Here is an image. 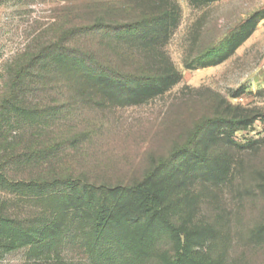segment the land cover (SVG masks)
Returning a JSON list of instances; mask_svg holds the SVG:
<instances>
[{
	"label": "rangeland",
	"instance_id": "374dc122",
	"mask_svg": "<svg viewBox=\"0 0 264 264\" xmlns=\"http://www.w3.org/2000/svg\"><path fill=\"white\" fill-rule=\"evenodd\" d=\"M166 11L173 18L151 33L149 38L159 40L144 60L174 72L172 85L133 104L104 92L83 97L92 93L82 91L79 78V48L90 40L83 27ZM255 13L260 19L252 32L225 61L199 66L203 54L224 44ZM54 46L73 63L57 62ZM31 56L36 60L18 88L42 117L32 127L14 124L10 133L0 115V153L9 145L17 154L25 144L54 148V157L33 168L50 167L60 176L106 186L133 185L152 168L175 162L160 174L162 181L173 174L174 182H182L170 214L208 229L205 250L223 264H264V244L250 237L264 220V0H0V101L10 93L4 71ZM219 116L250 119L233 135L242 149L212 144L206 133L196 148L206 153L203 167L178 171V155L192 148L195 124ZM14 200V210L24 216L50 207ZM62 255L68 264L88 263L79 247ZM43 262L29 247L0 249V264Z\"/></svg>",
	"mask_w": 264,
	"mask_h": 264
},
{
	"label": "trees",
	"instance_id": "16d2710c",
	"mask_svg": "<svg viewBox=\"0 0 264 264\" xmlns=\"http://www.w3.org/2000/svg\"><path fill=\"white\" fill-rule=\"evenodd\" d=\"M141 15L140 19L128 22L98 21L83 27L84 36L90 40L79 48V78L82 91L92 92L83 97L93 99L96 93L104 92L115 100L133 104L160 95L172 85L174 72L164 73L144 58L147 48L155 47L159 40L149 36L163 19L170 21L173 13H153L151 19ZM259 19L257 13L253 14L224 44L203 54L205 62L199 66L225 61L250 35ZM52 51L59 53L57 62L73 63L69 56H59L55 46ZM35 60L31 56L24 65L14 63L4 71L10 93L0 101V115L10 133L18 126L14 124L32 127L42 117L18 88L29 77L26 71ZM45 60L43 57L42 62ZM249 124L250 119L228 116L209 117L196 123L190 135L192 148L178 155L180 165L183 164L178 171L186 170L190 164H195L196 169L203 167L206 153L196 148L206 133L212 144L220 141L242 149L233 135ZM16 150L9 145L0 153V249L4 252L29 247L46 261L42 264H68L62 252L75 247L81 249L87 264H223L221 257L210 256L205 250L210 238L208 229H200L177 212L176 217L170 214L177 204L172 199L183 192L178 191L182 182H174L173 174L162 181L160 174L175 162L152 168L133 185L106 186L60 176L50 167L33 168L54 157V148L33 149L25 144L19 154ZM14 198L50 202V207L24 216L14 210ZM258 226L250 237L259 239L256 243L260 245L264 244V220Z\"/></svg>",
	"mask_w": 264,
	"mask_h": 264
}]
</instances>
